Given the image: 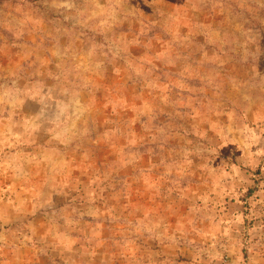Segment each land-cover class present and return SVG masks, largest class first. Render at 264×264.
I'll return each mask as SVG.
<instances>
[{
    "label": "rangeland",
    "instance_id": "374dc122",
    "mask_svg": "<svg viewBox=\"0 0 264 264\" xmlns=\"http://www.w3.org/2000/svg\"><path fill=\"white\" fill-rule=\"evenodd\" d=\"M0 264H264V0H0Z\"/></svg>",
    "mask_w": 264,
    "mask_h": 264
}]
</instances>
